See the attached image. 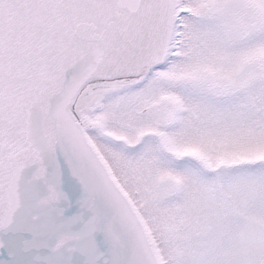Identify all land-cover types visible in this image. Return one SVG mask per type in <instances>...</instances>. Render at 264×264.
<instances>
[{
    "label": "snow or ice",
    "instance_id": "6c2138e0",
    "mask_svg": "<svg viewBox=\"0 0 264 264\" xmlns=\"http://www.w3.org/2000/svg\"><path fill=\"white\" fill-rule=\"evenodd\" d=\"M0 264H264V0H0Z\"/></svg>",
    "mask_w": 264,
    "mask_h": 264
}]
</instances>
